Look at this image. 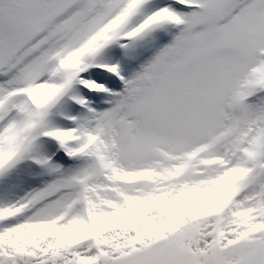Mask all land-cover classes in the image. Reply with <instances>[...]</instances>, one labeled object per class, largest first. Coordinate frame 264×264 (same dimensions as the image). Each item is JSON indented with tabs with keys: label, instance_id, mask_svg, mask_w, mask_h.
I'll list each match as a JSON object with an SVG mask.
<instances>
[{
	"label": "snow or ice",
	"instance_id": "6c2138e0",
	"mask_svg": "<svg viewBox=\"0 0 264 264\" xmlns=\"http://www.w3.org/2000/svg\"><path fill=\"white\" fill-rule=\"evenodd\" d=\"M0 264H264V0H0Z\"/></svg>",
	"mask_w": 264,
	"mask_h": 264
}]
</instances>
